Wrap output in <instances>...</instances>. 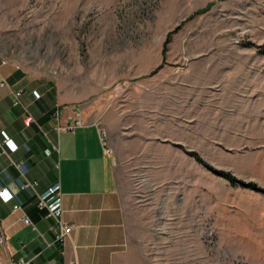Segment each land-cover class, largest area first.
Here are the masks:
<instances>
[{
  "label": "rangeland",
  "instance_id": "1",
  "mask_svg": "<svg viewBox=\"0 0 264 264\" xmlns=\"http://www.w3.org/2000/svg\"><path fill=\"white\" fill-rule=\"evenodd\" d=\"M248 42L264 46V0H0V73L97 119L145 264H264V193L203 165L264 189V55Z\"/></svg>",
  "mask_w": 264,
  "mask_h": 264
},
{
  "label": "crops",
  "instance_id": "2",
  "mask_svg": "<svg viewBox=\"0 0 264 264\" xmlns=\"http://www.w3.org/2000/svg\"><path fill=\"white\" fill-rule=\"evenodd\" d=\"M22 73H0L10 81V101L21 89L19 100L28 107L16 111L0 96V140L6 139L0 151V227L6 234L0 264L20 258L29 264H145L127 234L115 159L100 142L97 119L83 115L80 127L58 131L79 109L73 100L57 99L56 90L46 98L37 94L42 86ZM29 115L33 121L26 126ZM25 180L34 188H21ZM39 197L50 209L60 207L63 224L72 226L61 243L54 237L56 220L38 206ZM23 214L31 225L21 221Z\"/></svg>",
  "mask_w": 264,
  "mask_h": 264
},
{
  "label": "built area",
  "instance_id": "3",
  "mask_svg": "<svg viewBox=\"0 0 264 264\" xmlns=\"http://www.w3.org/2000/svg\"><path fill=\"white\" fill-rule=\"evenodd\" d=\"M4 64V62H2ZM7 83H6V80L5 78H0V87H3V86H6ZM23 93V90H18L16 92H14L13 94V105L14 106H17L19 104H21V101L19 100L21 94ZM81 112H76L73 119L68 123V125L66 126H61V127H57V130L58 131H68V130H73L77 127H80L81 125H83L84 122H82V119H81ZM33 121V118L29 115L27 117H25L24 119V125L26 126H29V124ZM98 134H99V138H100V142L101 144L106 147L105 145V134H104V130L100 127H98ZM6 142V139H2L0 140V151H3V146ZM107 151H109V148L107 149ZM35 185V182L34 181H28V180H25V182L23 183V185L21 186V188H34L33 186ZM39 202H38V206L40 208H46L47 209V212L49 215L53 216L56 220V223L59 227V231L58 233L56 234L55 237V241H58V242H62L64 241V239L66 238V236H68L69 232L71 231L72 229V226L70 225H65L63 224L62 220H61V208L58 207L56 209H50L46 203L45 200H43L42 198L39 197ZM13 209L14 210H19V206L18 205H14L13 206ZM21 221L26 224V225H31V221L29 219L28 216H26L25 214L21 215ZM6 234H5V231L2 229V227H0V248H3L5 247V244H6ZM14 264H29L27 260H24L22 258L18 259V261Z\"/></svg>",
  "mask_w": 264,
  "mask_h": 264
},
{
  "label": "trees",
  "instance_id": "4",
  "mask_svg": "<svg viewBox=\"0 0 264 264\" xmlns=\"http://www.w3.org/2000/svg\"><path fill=\"white\" fill-rule=\"evenodd\" d=\"M213 3H208L205 7H203L201 10L195 12L193 15L195 14H200L206 10H208L211 6H212ZM170 36V33H168L167 35V38H166V41L164 42V49H165V46H166V42L168 40V37ZM247 47H252V48H256L258 50V52L262 55H264V46L262 45H256L255 43L253 44L252 42H248L247 44H245ZM163 49V50H164ZM191 156H194V158L199 162V163H204V161L199 157V155H197V153H194V152H191L190 153ZM206 168H208V170L210 169L211 171H213L215 174H217L219 177H223L224 179H227L229 181V183L231 185H235V184H239L245 188H250V189H253L255 191H258V192H263L264 193V189L262 187H258L255 183L253 182H244L242 181L241 179H238L234 176H232L231 174H229L228 172L226 171H220V170H217L213 167H211L210 165H205L203 164Z\"/></svg>",
  "mask_w": 264,
  "mask_h": 264
}]
</instances>
